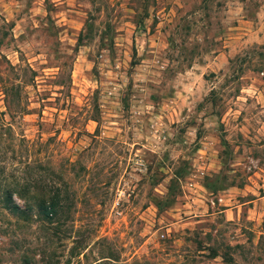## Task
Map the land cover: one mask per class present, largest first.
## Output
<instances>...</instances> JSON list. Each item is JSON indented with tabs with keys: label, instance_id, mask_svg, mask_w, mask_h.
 Segmentation results:
<instances>
[{
	"label": "rangeland",
	"instance_id": "rangeland-1",
	"mask_svg": "<svg viewBox=\"0 0 264 264\" xmlns=\"http://www.w3.org/2000/svg\"><path fill=\"white\" fill-rule=\"evenodd\" d=\"M0 112V264H264V0H0Z\"/></svg>",
	"mask_w": 264,
	"mask_h": 264
},
{
	"label": "trees",
	"instance_id": "trees-1",
	"mask_svg": "<svg viewBox=\"0 0 264 264\" xmlns=\"http://www.w3.org/2000/svg\"><path fill=\"white\" fill-rule=\"evenodd\" d=\"M9 88L16 89V92L18 94V85L17 84H10ZM6 107L8 108L9 105L7 104ZM24 107H20V111L23 110ZM1 113V112H0ZM7 129H9V125H5ZM21 140V139H20ZM59 178L62 179L61 174L59 173ZM34 179L35 176H33ZM27 180V179H25ZM38 181V180H37ZM16 182L14 181H5L0 185V193L2 194V204L8 208L11 211L21 213V214H26L27 210H30L32 205L29 203L24 204L23 207H20L18 203L13 201L12 199V193L14 192L17 194L19 197H24L26 196V192L28 191V182H22L19 187H16ZM45 189H42L40 193H38L37 196H35L32 200L33 206L36 209L37 213H40L44 216H52L56 213L57 208L60 206V200H59V193L56 188L48 194V192H45ZM212 255H215V253H211ZM225 262L228 264L231 263V257L225 256Z\"/></svg>",
	"mask_w": 264,
	"mask_h": 264
},
{
	"label": "crops",
	"instance_id": "crops-1",
	"mask_svg": "<svg viewBox=\"0 0 264 264\" xmlns=\"http://www.w3.org/2000/svg\"><path fill=\"white\" fill-rule=\"evenodd\" d=\"M226 209V208H225Z\"/></svg>",
	"mask_w": 264,
	"mask_h": 264
}]
</instances>
